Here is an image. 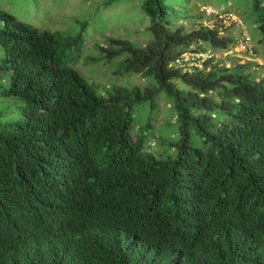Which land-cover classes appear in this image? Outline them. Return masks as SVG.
I'll use <instances>...</instances> for the list:
<instances>
[{
	"label": "trees",
	"instance_id": "1",
	"mask_svg": "<svg viewBox=\"0 0 264 264\" xmlns=\"http://www.w3.org/2000/svg\"><path fill=\"white\" fill-rule=\"evenodd\" d=\"M141 9L144 47L109 38L96 48L106 62L121 57L117 74L152 83L106 91L70 66L80 32L0 11V96L21 111L0 117V264H264V77L212 58L187 69L182 54L235 40L220 23L171 29L163 0ZM253 10L264 47L259 0ZM160 93L177 123L175 142L158 139L166 158L131 131L135 106L154 110Z\"/></svg>",
	"mask_w": 264,
	"mask_h": 264
},
{
	"label": "rangeland",
	"instance_id": "2",
	"mask_svg": "<svg viewBox=\"0 0 264 264\" xmlns=\"http://www.w3.org/2000/svg\"><path fill=\"white\" fill-rule=\"evenodd\" d=\"M109 1L0 0V11L39 30L61 32L70 37L80 32L82 37L80 49L77 51L71 48L67 55L71 60L70 66L89 84L101 87L104 91L113 87L127 89L149 87L152 79L136 74L116 73L121 57L110 62L99 58L100 53L96 47L106 46L109 38L126 40L136 47H144L151 39L148 31L149 19L141 9L143 0ZM163 2L170 9L168 20L171 29L183 27L186 31H192L200 25L215 27L220 23L221 35L235 40V45L225 51L200 44V47L206 49L205 53L182 54L183 63H187L186 68H201L207 58H212L213 63L226 68L252 63L248 72L256 80L264 77V47L259 43L261 36L257 28V15L253 10V0H163ZM259 3L261 11H264V0H259ZM218 15H225L228 18L220 20ZM242 37L249 39L251 53L240 49L239 41ZM174 114L172 101L163 93L158 94L154 110L150 102H144L134 108L132 136L135 139L138 131H142L146 145L150 146L147 149L155 158L173 155L171 146L168 143L159 144L158 139L165 138L168 142L177 140ZM0 117L2 121L19 120L20 104L0 96ZM144 125H150V128L144 129Z\"/></svg>",
	"mask_w": 264,
	"mask_h": 264
},
{
	"label": "built area",
	"instance_id": "3",
	"mask_svg": "<svg viewBox=\"0 0 264 264\" xmlns=\"http://www.w3.org/2000/svg\"><path fill=\"white\" fill-rule=\"evenodd\" d=\"M218 17L220 18V20L223 18V19H226L228 18L227 16L225 15H218ZM249 45V39L246 38V37H242L239 41V47L242 51L244 52H252V49H250V47L248 46ZM184 62V59H180V61L178 62L179 64L183 63Z\"/></svg>",
	"mask_w": 264,
	"mask_h": 264
}]
</instances>
